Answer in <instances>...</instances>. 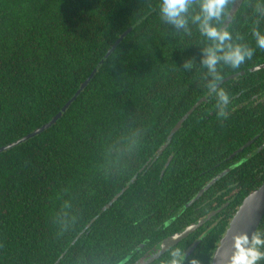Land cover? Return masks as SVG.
Here are the masks:
<instances>
[{"label": "trees", "instance_id": "trees-1", "mask_svg": "<svg viewBox=\"0 0 264 264\" xmlns=\"http://www.w3.org/2000/svg\"><path fill=\"white\" fill-rule=\"evenodd\" d=\"M237 1L226 0L224 13L213 23L230 31V43L252 49L253 55L236 68L223 62L217 65L221 75L217 87L227 93L234 91L232 86L241 78L264 79V49L253 35L256 30L264 33V0H241L231 16ZM160 2L0 0V148L58 115L110 48L134 28L56 125L0 154V229L9 233L25 221H44L50 213L58 214L63 204L60 197L67 192L72 203H100L95 215L85 218L93 210H83V220L75 225L83 227V234L74 246L80 250L74 264H117L148 238L135 223L156 236L160 223L155 225V218L164 220L159 210L186 209L193 202L186 211L190 213L208 200L210 213L225 204L226 208L207 223L206 239L196 242L193 234L189 236L191 245L196 244L184 264H211L231 220L264 180L254 185L242 177L250 175L255 164H240L221 173L207 190L209 179L185 180L170 167L162 179L157 172L158 185L152 186L157 192L141 190L147 188L143 181L150 172L169 156L173 142L188 140L187 128L193 121L198 120L203 129H197L192 140L202 136L210 148L232 144L225 157L239 148L237 155L243 156L253 143L243 146L253 133L238 144L232 138H238V131L231 126L247 125L237 117L227 120L215 135L211 126H218L219 117L198 114L214 97L206 94L210 77L202 57L205 48L215 46L201 34L199 22L193 21L200 0H192L185 28H177L161 15ZM186 62L191 67L185 68ZM201 97L207 101L198 103ZM179 124L181 128L169 140ZM211 156L217 154L211 152ZM148 157L152 158L147 164ZM139 191H143L140 196ZM178 226L179 222L174 227L180 230ZM258 233L264 234V220ZM9 236L2 232L0 244ZM8 255L2 251L0 258ZM0 264L11 263L0 259ZM258 264H264V259Z\"/></svg>", "mask_w": 264, "mask_h": 264}, {"label": "flooded vegetation", "instance_id": "flooded-vegetation-1", "mask_svg": "<svg viewBox=\"0 0 264 264\" xmlns=\"http://www.w3.org/2000/svg\"><path fill=\"white\" fill-rule=\"evenodd\" d=\"M238 81V84L232 86L234 91L228 92L231 99L227 119L219 117V120L216 121L218 126L213 125L211 129L215 131H212L215 135L218 134L216 132H219L220 129L223 130L227 120L233 117H237L238 119H235H237L239 123L247 124L231 126L232 129L234 127L237 128L238 138H236V135L232 136L237 144L242 140V137H245L244 140H247L253 133V137L243 144V146H245L253 142L243 156L237 155L239 154L238 150L241 148L234 151V153L230 154L228 157L224 156L225 153L232 149V144L229 145L228 148H210L203 140L202 136H200L197 141L192 140L191 138L193 135L198 133L197 129H203V126H200L198 120H196L187 128L188 140L186 142L181 140L173 142L169 156L162 164L157 167L155 166V172L154 170L150 172L149 176H147L148 178L143 181L147 188L141 190L147 193L157 192V190L152 187L154 184L158 185L157 172L159 171L161 173L160 177L162 179L164 173L170 167H172L175 174L180 171L181 178L185 180L209 179V181H214L218 175L224 171H228V169L231 170L232 167H236L240 164L247 165L249 163H254L255 166L252 167L250 175L242 174V177L254 181V185L257 184L259 180H264V79L241 78ZM204 100L207 101L206 97H201L198 103ZM210 103L212 108H210V106H204L203 110L200 108L198 113L199 116L207 113L210 116L218 117L215 108L216 98L213 97ZM205 118L208 119V117ZM194 123H196L195 127H193ZM162 147L163 146H161V148ZM146 151L147 150L144 152ZM211 152L217 154V156L212 157ZM259 154H263L261 160L258 159ZM151 158L152 157H148L147 164L151 161ZM141 159L142 158H139V161ZM211 164L213 166L210 167ZM225 166L229 167L224 169ZM216 170L217 174H215ZM238 178H241V176H238ZM209 183L204 187L205 189L208 187ZM204 188L200 190L199 194ZM99 193H102L101 190ZM142 193L143 191H139L137 195L140 196ZM223 193V190L217 192L218 195ZM234 193L235 192L231 195H234ZM60 198L63 204L56 210L59 212L58 214L50 213L46 219L44 218V221H25L23 224L14 226L13 229L9 231L10 234L3 228L0 229V234L5 232L6 235H10L9 240H7L5 244H0V254L2 251L9 253L8 257H2L0 258L1 260L7 262L8 259L11 264H28L30 262H32V264H74V262H76L80 250H74V246L83 234V227L80 229L75 227V225L83 220V210L87 212L93 210L91 213H86V216L84 215L85 218L90 214L95 215L99 211L100 203H91L90 205L72 203L73 197L67 192H63ZM192 205L193 202L189 203L188 206L185 207L186 209H180L179 206H170L169 210L166 209L165 213L161 212V210L157 212H160V216L164 217V220L160 222V219L155 218L158 220L155 225L160 223L158 227L161 226L160 228H164L165 234L173 230L172 233H167V236L162 235L164 231L159 230L158 227H155V231H160V233L153 236L152 234L155 232L152 231V234L148 235L146 231L143 230L145 225H142V223H135V226H139V231L143 232L148 238H144L142 243L139 244L132 253L130 252L127 257H124L123 262L121 261L117 264H167L171 259V253L177 250L185 257L196 242L210 234V226L207 224L210 220L200 227V229L192 233L197 238L196 242L192 245L191 241H188L189 236H193L192 234L167 250L163 249L164 244L179 233L184 232L188 227L194 225V223L190 224L189 220L197 219L196 223L203 220L206 221L213 213L221 209V212H223L227 204L210 213L209 201L207 200L195 207L192 212L186 213L187 209ZM66 212L73 214L69 215ZM221 212H218L217 216L221 214ZM43 216L45 217V214H43ZM214 218L215 216L211 221ZM178 222L180 230L174 227ZM187 223L189 224L187 225ZM179 245L182 246L178 248ZM95 256L96 254H94V257ZM86 258H88V256H86Z\"/></svg>", "mask_w": 264, "mask_h": 264}, {"label": "clouds", "instance_id": "clouds-1", "mask_svg": "<svg viewBox=\"0 0 264 264\" xmlns=\"http://www.w3.org/2000/svg\"><path fill=\"white\" fill-rule=\"evenodd\" d=\"M226 0H200L199 14L193 17V21H198V27L203 36L214 42V47L204 49L202 65L208 70L210 80L208 81L207 95L216 98L215 108L217 116L227 119L230 106V95L224 88H218L217 83L221 75L217 70V65L223 62L233 68L240 66L246 59L253 55L252 49L239 44L230 43L232 35L230 31L218 27L213 21L219 20L225 11ZM192 7V0H161L160 13L177 28H185L188 24L185 14ZM260 7L259 5L257 6ZM256 44L264 49V33L259 30L254 31ZM191 67L190 63H185V68ZM249 244L248 255L245 257L244 264H258L264 259V234L253 235ZM185 259L177 250L171 253V259L167 264H184Z\"/></svg>", "mask_w": 264, "mask_h": 264}, {"label": "water", "instance_id": "water-1", "mask_svg": "<svg viewBox=\"0 0 264 264\" xmlns=\"http://www.w3.org/2000/svg\"><path fill=\"white\" fill-rule=\"evenodd\" d=\"M241 0L237 1L233 6L231 11V16H234V13L241 6ZM134 28H130L126 31L120 39L110 48L105 57L102 59L98 67L94 70L92 75L84 82L80 89L77 91L75 96L62 108L58 115H56L49 123L44 126L36 129L31 134L21 138L20 140L11 143L7 146L0 148V154L9 151L50 129L63 117V115L67 112V110L72 106V104L77 100V98L82 94V92L89 86L91 80L99 71L101 65L113 55L116 51L117 47L122 43V41L132 32ZM190 111L187 117L191 114ZM186 117V118H187ZM181 128V124H179L170 135L169 140L172 139L173 135ZM163 150L160 151V153ZM223 175H220L217 179L212 181L206 189H209L211 185H213L217 180H219ZM203 191L200 193L202 194ZM226 208V206L224 207ZM223 208V209H224ZM219 210L218 212H221ZM218 212L213 213L208 217L205 221H200L198 224L192 225L184 232L179 233L175 237H173L170 241L164 244L163 249L167 250L171 246H175L180 243L183 239L187 238L193 232L202 227L207 221L211 220L213 216L217 215ZM264 220V184L253 193H251L242 203L239 210L231 220L229 224V228L227 229L225 235L220 241L218 248L216 249L211 264H244L245 257L248 255V247L249 244L246 241H250L253 235L258 233L259 228L262 225ZM197 246V245H196ZM194 249L191 251L193 252Z\"/></svg>", "mask_w": 264, "mask_h": 264}]
</instances>
